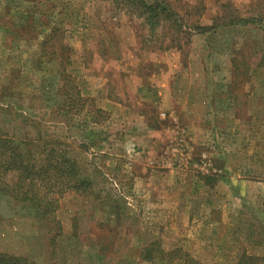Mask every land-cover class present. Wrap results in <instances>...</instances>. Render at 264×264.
I'll use <instances>...</instances> for the list:
<instances>
[{
	"label": "rangeland",
	"instance_id": "1",
	"mask_svg": "<svg viewBox=\"0 0 264 264\" xmlns=\"http://www.w3.org/2000/svg\"><path fill=\"white\" fill-rule=\"evenodd\" d=\"M162 1L189 37L168 23L150 30L116 0H0V132L20 141L25 117H36L50 148L68 150L93 183L92 196L59 200V226L1 196L0 253L35 264H189L183 253L264 264V0ZM50 28L57 60L39 67L33 53ZM162 57L188 64L191 77L174 81L180 93L207 95L195 123L171 114L172 98L142 104L146 88L157 89L142 68ZM60 62L88 94L118 99L116 114L70 98ZM152 243L181 254L142 261Z\"/></svg>",
	"mask_w": 264,
	"mask_h": 264
},
{
	"label": "trees",
	"instance_id": "2",
	"mask_svg": "<svg viewBox=\"0 0 264 264\" xmlns=\"http://www.w3.org/2000/svg\"><path fill=\"white\" fill-rule=\"evenodd\" d=\"M116 2L128 5L133 10V14H136L138 18H142L149 25L150 30L154 31L162 23H168L171 29H175L178 33L185 34L188 37L191 35L187 29L182 31L183 27L179 24V15L162 0H152L151 3L146 0H116ZM243 22H252V20ZM233 23L235 21H230L229 24ZM219 24L225 23L219 20L210 27H194L193 33L205 35L215 31ZM57 33V29L50 28L48 33L43 36L44 39L38 51L33 53L37 56L36 64L39 67H43L44 63H52L57 60L56 52L48 47ZM33 39L35 37L32 31ZM263 57L262 55L257 64L259 68L264 65ZM234 60L231 61V70L234 73V79L237 80L241 73L235 67ZM254 65L255 63H250V66ZM60 67L62 68L61 72L57 75L61 80L68 81L72 91V94L68 96L80 105L89 102L95 115L101 113L105 115L106 112L98 109L91 99L82 96L80 88L75 84L74 79L61 62ZM250 71L251 67H249L247 73L249 74ZM242 80L245 82V79ZM25 118L21 125L23 134L20 141L19 139L17 141L13 140L6 133L0 132V195L6 196L16 206H20L25 211L31 212L35 219L59 226L55 218L59 200L73 195L92 196L93 183L89 177L82 175L76 157L70 155L68 150L56 149L54 146L50 148L54 139H43L44 133L41 130V125L45 123L33 116ZM49 141L51 142L48 143ZM53 239L52 241H54ZM155 245L157 244L152 243L142 250L140 255L142 261L150 262L152 259L158 258L170 261L173 257L181 254V249L166 252L159 249L158 246L155 247ZM151 252H153V257ZM183 255L189 264H202L187 254L183 253ZM243 256L247 259L253 258L245 253H243ZM0 264L35 263L24 257L0 253Z\"/></svg>",
	"mask_w": 264,
	"mask_h": 264
},
{
	"label": "crops",
	"instance_id": "3",
	"mask_svg": "<svg viewBox=\"0 0 264 264\" xmlns=\"http://www.w3.org/2000/svg\"><path fill=\"white\" fill-rule=\"evenodd\" d=\"M210 33H206L205 35L203 34H198L195 33L194 35H200V36H206ZM157 55V54H155ZM154 63V67L152 70L146 69L147 67L142 68V77L143 80L145 81L147 85H150L151 87H154L155 85V91H150L148 92L149 88H146V91L144 92V104L145 106L149 107L151 106L150 104H155L157 103L158 106H161L167 102H169L168 98H172V107L173 111L171 109V114L176 112L177 115H183L184 118L186 119H191L193 123H195V120L198 118H201L204 113L209 111L208 109V103H207V95L200 96V101H197V97H194V99L191 101L189 100L192 97V93L188 92H183L180 93L177 84H174V81L178 80V75H187L188 73L185 71H188L187 65L184 64L183 61L180 62V60L176 58H171V57H166V58H161V59H154L152 61ZM129 76H132V79L135 77L134 73ZM191 77V76H188ZM148 82H151L150 84ZM136 87V86H135ZM148 87V86H146ZM204 88V87H203ZM200 88L202 91L206 90L207 87L205 85L206 89ZM81 94L84 97H89V98H94L96 102H98V109L104 111V112H109L113 113L114 115L118 111V108L120 106V101L116 98L109 97V95L104 94V96H98V95H90L87 93L86 89L82 88L80 86ZM83 90V91H82ZM175 90H177L179 93H176ZM135 92L133 93V95ZM180 96H185L186 99H179ZM155 102V103H153ZM174 115V114H173ZM3 195H0V198ZM4 197V196H3Z\"/></svg>",
	"mask_w": 264,
	"mask_h": 264
}]
</instances>
